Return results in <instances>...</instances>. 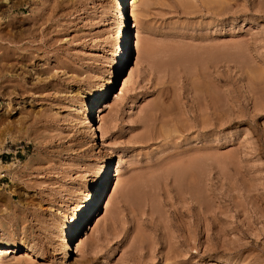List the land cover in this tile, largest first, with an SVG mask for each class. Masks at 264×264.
Instances as JSON below:
<instances>
[{
	"label": "rangeland",
	"instance_id": "rangeland-1",
	"mask_svg": "<svg viewBox=\"0 0 264 264\" xmlns=\"http://www.w3.org/2000/svg\"><path fill=\"white\" fill-rule=\"evenodd\" d=\"M0 248L264 264V0H0Z\"/></svg>",
	"mask_w": 264,
	"mask_h": 264
},
{
	"label": "bare ground",
	"instance_id": "bare-ground-1",
	"mask_svg": "<svg viewBox=\"0 0 264 264\" xmlns=\"http://www.w3.org/2000/svg\"><path fill=\"white\" fill-rule=\"evenodd\" d=\"M121 1L122 0H119V2H121ZM121 15H122V20L124 21L125 20V17H124L123 14H121ZM125 25H126V22H125ZM125 29H124V23H123V32L122 33H125ZM119 47L120 48H119V52H118V56H117V61L115 60L116 61V64L114 65V73H116V74H119L121 72V70H122V68L124 66V59L126 57V46H125V42H124V39L123 38H122V41H121ZM107 89H108L107 92H109L110 89H111V87L108 86ZM107 92L103 96H101L100 98L95 99L93 101L92 105H91V109H98L99 115H97V116L99 117V121H100V114H101L102 110H101L100 106H98V104H99V102L103 101L106 98ZM105 103H106L105 107H109L110 104L108 102H105ZM107 174H108V166L102 172V176H101V178L99 180L98 187H97V191L95 193V196H94L93 200H91L90 203H88L87 205H85L84 208H83V210L80 211L78 213V215L73 218V220H72L73 226H72V229H71V232H70L71 239L75 238L76 234L79 232V229L81 228V225L88 219V217H89L90 213L92 212V210H94V209L97 210L98 209V204L100 203L101 197H102V195H104L103 193H105L104 191H105V187H106ZM6 249H1L0 248V257L4 253L9 252L8 251L9 249L8 248H6ZM69 253H70V251H69V248L67 247L66 248V251H65V256L68 257L69 256Z\"/></svg>",
	"mask_w": 264,
	"mask_h": 264
}]
</instances>
